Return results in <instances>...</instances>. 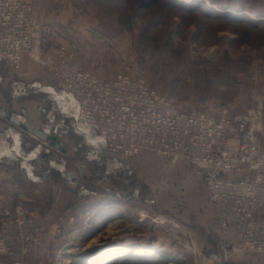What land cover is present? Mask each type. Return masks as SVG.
Listing matches in <instances>:
<instances>
[{
	"label": "rangeland",
	"instance_id": "rangeland-1",
	"mask_svg": "<svg viewBox=\"0 0 264 264\" xmlns=\"http://www.w3.org/2000/svg\"><path fill=\"white\" fill-rule=\"evenodd\" d=\"M28 1L42 24L45 51L72 47L83 68L98 76L115 71L140 75L188 111L236 117L255 105L250 89L256 87L264 116L263 0L258 4V0ZM232 8L259 17L235 15ZM70 164L76 166L73 161ZM109 171L117 178L98 182L92 180L98 173L89 168L92 174L76 187L84 190L65 194L62 201L71 207L63 215L64 222L56 227L51 221L42 224L52 238L24 264H66L67 260L79 264L82 255L67 251H81L98 235L104 238L117 220L120 228H129L120 234L125 236L121 241L181 249L169 225L152 221L160 215L191 230L204 252L216 251L217 212L190 165L173 164L167 157L143 151L112 162ZM94 195L100 200L92 202ZM118 195L122 196L116 207L103 208L105 199L117 196V200ZM144 213L149 217L144 218ZM184 258L175 257L173 263L194 264L190 253ZM171 260L165 258L162 263ZM112 264L159 262L140 258ZM230 264H264V254H249Z\"/></svg>",
	"mask_w": 264,
	"mask_h": 264
},
{
	"label": "built area",
	"instance_id": "built-area-1",
	"mask_svg": "<svg viewBox=\"0 0 264 264\" xmlns=\"http://www.w3.org/2000/svg\"><path fill=\"white\" fill-rule=\"evenodd\" d=\"M0 55L15 71L21 70L24 56L49 71L56 85L76 99L110 159L148 151L193 168L216 209L219 240L216 251L206 253L191 230L167 216L153 217L157 226L169 225L182 247L175 248L178 260L188 252L194 264H230L264 254V116L256 87L250 89L255 105L236 117L183 110L140 75L115 71L98 76L83 68L72 47L45 51L43 27L28 0H0ZM78 184L71 181L69 187ZM51 238L22 203L11 201L2 209L0 255L13 264H24Z\"/></svg>",
	"mask_w": 264,
	"mask_h": 264
},
{
	"label": "crops",
	"instance_id": "crops-1",
	"mask_svg": "<svg viewBox=\"0 0 264 264\" xmlns=\"http://www.w3.org/2000/svg\"><path fill=\"white\" fill-rule=\"evenodd\" d=\"M97 72L104 73L100 69ZM0 105L10 109L19 121L15 124L0 114V219L2 209L17 201L41 224L51 221L56 227L64 222L63 215L71 207L62 201L65 194L76 195L84 190L69 187V173L76 174L79 185L92 174L89 168L98 173L92 180L117 178L109 168L119 160L109 158L95 127L80 115L76 99L60 89L54 76L29 57L24 56L21 70L15 71L0 55ZM43 134L59 138L60 146H55L57 140L46 145ZM78 158L85 161L78 162ZM72 161L76 166L70 164ZM121 196L117 200V196L105 199L103 208L116 207ZM93 197L92 202L100 200Z\"/></svg>",
	"mask_w": 264,
	"mask_h": 264
},
{
	"label": "bare ground",
	"instance_id": "bare-ground-1",
	"mask_svg": "<svg viewBox=\"0 0 264 264\" xmlns=\"http://www.w3.org/2000/svg\"><path fill=\"white\" fill-rule=\"evenodd\" d=\"M231 12L234 13L235 15L245 14L252 19H258L259 17L254 12H249V11L238 12L233 8L231 9ZM144 215H145L144 218L149 217L148 215H146V213H144ZM119 224H120L119 220L114 221L113 225L109 226V229L107 230V235L104 238L101 235L92 238L87 243V246H85L81 251H79V249H74V250L72 249V250H68L67 253L73 254L75 252H78V255H82V257L79 258V260L82 262H79V264H112L113 262H115V260H119V259L139 260L140 258L159 262V264H163L162 262L165 258H171L172 260L169 261L167 264H174L173 262L175 256L177 257L179 256V254H174L177 251L175 250V248L167 247V246L160 247L158 245L149 247L146 246L145 244L137 243L133 240L121 241V239L125 236H121L120 234L126 233L129 230V228L127 226L124 229H122L120 228ZM101 238L103 240L107 238H112L114 239V241L110 243H105L102 242V240H100ZM88 254L93 255V257L87 258ZM65 263L73 264V262H70L68 260L65 261Z\"/></svg>",
	"mask_w": 264,
	"mask_h": 264
},
{
	"label": "water",
	"instance_id": "water-1",
	"mask_svg": "<svg viewBox=\"0 0 264 264\" xmlns=\"http://www.w3.org/2000/svg\"><path fill=\"white\" fill-rule=\"evenodd\" d=\"M0 114L3 115V116H5L6 119L10 120L11 122H13L15 124H19V121L13 116V114H12V112H11L10 109H8V108L0 105ZM34 133H35V131H34ZM46 136L47 135L43 134L42 139L45 140V141L47 140V142L50 143V144L52 143V140H57L58 143L55 146H57V147L60 146L61 141H60L59 138H57V137H54V138H46ZM81 172H82V169H81ZM69 178H71V181H73V182H79V178L76 177V174L75 173H69ZM88 257L89 258L90 257H93V255H89L88 254L87 255V258Z\"/></svg>",
	"mask_w": 264,
	"mask_h": 264
},
{
	"label": "trees",
	"instance_id": "trees-1",
	"mask_svg": "<svg viewBox=\"0 0 264 264\" xmlns=\"http://www.w3.org/2000/svg\"><path fill=\"white\" fill-rule=\"evenodd\" d=\"M0 261H3L6 264H13V262L8 259L6 256L0 255Z\"/></svg>",
	"mask_w": 264,
	"mask_h": 264
}]
</instances>
